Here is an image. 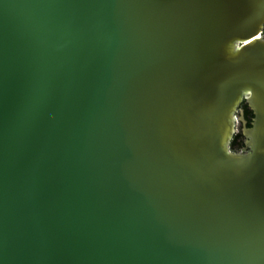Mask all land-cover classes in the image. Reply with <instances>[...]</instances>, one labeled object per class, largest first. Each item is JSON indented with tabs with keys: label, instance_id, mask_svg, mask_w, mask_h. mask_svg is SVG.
<instances>
[{
	"label": "water",
	"instance_id": "obj_1",
	"mask_svg": "<svg viewBox=\"0 0 264 264\" xmlns=\"http://www.w3.org/2000/svg\"><path fill=\"white\" fill-rule=\"evenodd\" d=\"M263 30L264 0H0V264H264Z\"/></svg>",
	"mask_w": 264,
	"mask_h": 264
},
{
	"label": "trees",
	"instance_id": "obj_2",
	"mask_svg": "<svg viewBox=\"0 0 264 264\" xmlns=\"http://www.w3.org/2000/svg\"><path fill=\"white\" fill-rule=\"evenodd\" d=\"M262 37L264 38V30L262 33ZM240 108L243 110L244 112V119L247 122V127H250L252 119H253V114L250 111V109L248 108L247 104L245 102H243L240 106ZM243 136L241 131H239L238 133H236L231 142H230V150L233 152H238L240 148L244 147V141H243Z\"/></svg>",
	"mask_w": 264,
	"mask_h": 264
},
{
	"label": "flooded vegetation",
	"instance_id": "obj_3",
	"mask_svg": "<svg viewBox=\"0 0 264 264\" xmlns=\"http://www.w3.org/2000/svg\"><path fill=\"white\" fill-rule=\"evenodd\" d=\"M239 131H241V128H240V127L238 128V131H237V133H238ZM243 141H244V139H243ZM242 149H243V147H242V148H240L238 152H240Z\"/></svg>",
	"mask_w": 264,
	"mask_h": 264
}]
</instances>
